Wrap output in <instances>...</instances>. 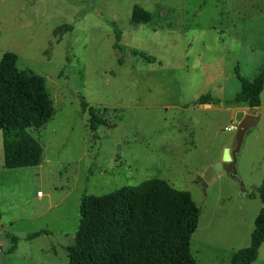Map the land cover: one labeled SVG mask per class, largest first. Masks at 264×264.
Wrapping results in <instances>:
<instances>
[{"label": "rangeland", "instance_id": "1", "mask_svg": "<svg viewBox=\"0 0 264 264\" xmlns=\"http://www.w3.org/2000/svg\"><path fill=\"white\" fill-rule=\"evenodd\" d=\"M112 22L123 50L114 48ZM6 52L16 54L6 78L45 76L54 113L29 129L42 145L39 166L6 168L0 131L4 264H69L82 195L152 177L189 191L200 208L190 238L197 264H230L249 245L262 206L264 90L255 109L197 101L207 93L233 98L236 66L247 79L263 68L264 0H0V60ZM83 100L105 120L96 131ZM240 110L258 117L237 154L243 190L224 169L204 191L197 177L235 146ZM40 229L50 234L28 239ZM12 236L17 247L6 253ZM251 264H264V243Z\"/></svg>", "mask_w": 264, "mask_h": 264}, {"label": "trees", "instance_id": "2", "mask_svg": "<svg viewBox=\"0 0 264 264\" xmlns=\"http://www.w3.org/2000/svg\"><path fill=\"white\" fill-rule=\"evenodd\" d=\"M145 19L150 18L147 15ZM112 25L116 39L114 48L123 50L119 44L122 31L115 22ZM131 52L155 62V57L144 52ZM15 63L13 52H6L0 60V131L5 167L10 169L41 164L42 145L29 129L45 125L54 113L45 76L18 73L13 79L6 78L8 69L16 70ZM235 74L241 88L233 98L222 100L207 93L201 95L197 103L259 107L264 90V66L253 79L243 77L238 66ZM86 110L91 131L105 124L96 110L83 100L82 111ZM256 191L262 206L255 218L250 243L232 254L230 264H251L258 258L264 243V180ZM80 213L75 243L66 247L69 264H130L136 255L143 257L139 264H197L190 250V238L198 226L200 208L189 191L178 190L165 179L148 178L103 196L84 193ZM43 234L50 231L40 229L27 237L31 240ZM12 241L6 253L14 252L18 237L12 236Z\"/></svg>", "mask_w": 264, "mask_h": 264}, {"label": "water", "instance_id": "3", "mask_svg": "<svg viewBox=\"0 0 264 264\" xmlns=\"http://www.w3.org/2000/svg\"><path fill=\"white\" fill-rule=\"evenodd\" d=\"M236 134H235V146L229 150V154L225 156L224 160L217 161L211 165L205 167L201 174L197 177L199 182L205 191L208 183L211 179L219 172L224 169L227 174L236 181L241 183V190H243V183L238 176V170L236 167L237 154L240 152L242 144L245 139L246 133L253 127L256 126L258 117L254 113H246L244 110H240L236 113ZM0 264H4V251L0 250Z\"/></svg>", "mask_w": 264, "mask_h": 264}, {"label": "built area", "instance_id": "4", "mask_svg": "<svg viewBox=\"0 0 264 264\" xmlns=\"http://www.w3.org/2000/svg\"><path fill=\"white\" fill-rule=\"evenodd\" d=\"M230 129H232V127ZM39 194H41V192H39Z\"/></svg>", "mask_w": 264, "mask_h": 264}, {"label": "crops", "instance_id": "5", "mask_svg": "<svg viewBox=\"0 0 264 264\" xmlns=\"http://www.w3.org/2000/svg\"><path fill=\"white\" fill-rule=\"evenodd\" d=\"M261 104H262V103H261ZM260 106H261V105H260ZM260 106H259V107H260ZM257 108H258V107H257ZM254 109H255V108H254ZM255 114H256V113H255ZM256 115H257V114H256Z\"/></svg>", "mask_w": 264, "mask_h": 264}]
</instances>
